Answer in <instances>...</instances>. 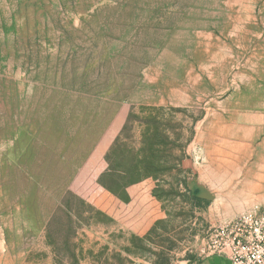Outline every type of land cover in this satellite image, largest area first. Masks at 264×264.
Here are the masks:
<instances>
[{"label":"rangeland","instance_id":"obj_1","mask_svg":"<svg viewBox=\"0 0 264 264\" xmlns=\"http://www.w3.org/2000/svg\"><path fill=\"white\" fill-rule=\"evenodd\" d=\"M264 206V0H0V264H196Z\"/></svg>","mask_w":264,"mask_h":264},{"label":"built area","instance_id":"obj_2","mask_svg":"<svg viewBox=\"0 0 264 264\" xmlns=\"http://www.w3.org/2000/svg\"><path fill=\"white\" fill-rule=\"evenodd\" d=\"M223 242L216 252L231 264H264V206H254L222 230Z\"/></svg>","mask_w":264,"mask_h":264},{"label":"crops","instance_id":"obj_3","mask_svg":"<svg viewBox=\"0 0 264 264\" xmlns=\"http://www.w3.org/2000/svg\"><path fill=\"white\" fill-rule=\"evenodd\" d=\"M196 264H231L229 258L223 254L214 253L202 258Z\"/></svg>","mask_w":264,"mask_h":264}]
</instances>
